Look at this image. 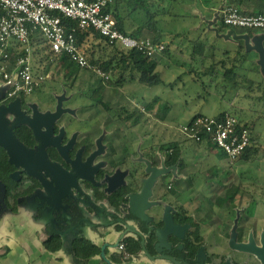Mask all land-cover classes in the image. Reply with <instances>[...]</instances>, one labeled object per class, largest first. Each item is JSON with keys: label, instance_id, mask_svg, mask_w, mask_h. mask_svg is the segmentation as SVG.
Masks as SVG:
<instances>
[{"label": "rangeland", "instance_id": "1", "mask_svg": "<svg viewBox=\"0 0 264 264\" xmlns=\"http://www.w3.org/2000/svg\"><path fill=\"white\" fill-rule=\"evenodd\" d=\"M116 1L120 3V12L124 13V8L127 11L128 19H124L127 32H131L130 24H140L147 20V9L150 10V8L147 5H141L140 0H130L131 4L127 7L124 5L125 0ZM163 1L168 5L165 7L166 10L171 7L165 27L170 32L184 31L187 37L177 39L179 44L176 45L178 46H172L168 53L156 56L155 59L158 60L156 71L160 75L161 85L149 87L140 84L135 76L132 80L128 72L120 73L119 68L117 69L116 64L113 63V68H116L117 72L112 74L110 70L106 73L108 79L101 81L107 88L103 95V102L109 108V112H106L101 107L91 105V99L96 96L92 89L96 85V79H100L96 73L97 76L94 77L90 72H80L75 83H71L64 79V72L58 64L52 62L45 74L48 75V79L44 83L43 96L40 99H32V101L35 104L39 101L44 107L46 101L51 99V94L59 96L65 92L69 95L71 103L74 102V107L92 109L84 114L85 122L92 120L91 124L99 128V133L102 130L107 131L109 135L106 141H113L117 151L126 146L125 154L130 155L132 159L131 173H137V176L140 174L142 178L145 177L144 159L155 156L153 161H156L157 152H162L164 156L165 148L176 141L182 142L184 139L180 128L186 126L188 121L195 116L213 118L226 112L242 124H252L253 155L248 160L230 161L219 149H214L207 161L200 164L196 161L190 167L194 163L195 155L193 150L189 149L184 155V167L175 172V175L181 178L174 181L171 188L177 193H185V196L189 195L186 190L191 187L199 190L192 197H183L188 205L187 208L192 213L202 207L212 212L213 203L216 206L231 204L227 197L223 198L224 193L233 194L231 190H238L239 192L236 193L245 194L244 200L235 197L232 204H246L248 198L246 195L258 196L253 197L256 198L259 206L256 214L260 221H263L264 104L258 102L257 98L261 97L260 92H264V74L260 66L264 63V32L249 33L246 30H235L237 34H230L233 38L232 43L216 38L208 31V27L205 33L201 30L199 34L188 36L189 33L186 32L191 30V22L170 20L182 10L174 4L173 0ZM156 10L158 9L155 8L154 11ZM199 38L203 46L191 45V42ZM81 48L86 56H93L95 61L98 60V65L104 59L114 56L109 48L93 36L86 39ZM204 49L205 54L201 53ZM210 55H212L211 62L207 60L204 62L203 58L208 56L207 59H209ZM244 60L246 63L242 65ZM219 61H224L227 68L237 67L239 77L245 76L257 84L261 83V91L259 92L256 88L252 91L241 88L244 82L239 77L236 84L224 80L222 78L223 69ZM212 64H216L213 65L214 69H211ZM207 70L213 71V75L202 73ZM123 75H125L127 84L117 86L115 82ZM154 100L158 101V104ZM156 105H158V110ZM169 181H171L170 178H165V189L171 193L168 189ZM218 196L220 199L215 202ZM198 213L201 217L205 214L202 211Z\"/></svg>", "mask_w": 264, "mask_h": 264}, {"label": "flooded vegetation", "instance_id": "2", "mask_svg": "<svg viewBox=\"0 0 264 264\" xmlns=\"http://www.w3.org/2000/svg\"><path fill=\"white\" fill-rule=\"evenodd\" d=\"M61 95L51 94V99L46 101L44 107L39 101V104L32 101L40 99L43 95L21 99L19 110L23 118L33 120L37 115L44 117L56 115L60 106L57 119L52 123L48 121L44 127L39 128V131L46 140V159L51 169L64 177L65 184H70L72 188L67 194L61 195L60 199L59 193H55L50 173L38 171L47 186L46 191L43 190L35 179L10 164L6 152L0 148V183L3 186V189H0V223L5 217L10 219L16 215L20 207L39 208L47 212V223L54 231L52 234L59 235L62 232L56 227V213L57 209L61 208L66 213L61 219L65 221L68 218L72 221V233H77L80 225L95 227L90 220L92 216L103 220V225L111 224L114 228L125 223L133 228V231L122 234L124 230L119 233L120 239H124L127 244L137 243L144 246L146 251L143 253L149 255L147 256L149 259L159 256V261L164 262L167 261L164 257H171L179 264H264L255 253L256 250L264 251V227H260L258 222L252 219L254 216H251L258 207L257 200L253 197L258 196L246 195L247 203L238 205L232 204L235 197L244 200L245 194L224 193L223 198L227 197L231 204L216 206L213 203L211 205L213 215L203 229L192 220L188 223L182 222V218L186 217L177 207L173 208L166 203V195L169 192L163 188L164 176L160 175L155 180L148 200L152 205L141 215L132 214L130 198L140 195L144 181L153 172L165 170L162 152L156 153V161H153L155 156L142 160L145 165L144 178L140 174L138 176L137 173L132 174V159L130 155L125 154L127 147L124 146L117 151L113 141H106L109 135L107 131L102 130L99 133V128L91 124L92 120L85 122L84 114L92 109L68 106L71 104L69 95L65 92ZM0 120L6 122L15 140L27 150L36 152L42 145V141L37 140L32 128L18 125V114L15 112H6ZM57 173L55 175H58ZM116 173L123 174L124 179L119 186L109 192L105 178H110ZM78 174L86 176L90 181L81 180ZM219 199V196L215 198V202ZM139 206L140 204L136 205L137 210ZM166 209L169 210L174 224L189 228L182 239L169 237V248L158 245L156 249L155 232L164 227ZM202 232H205L207 237L204 240L200 237ZM123 244L128 252L126 244ZM128 253L131 256L128 261H131L134 256Z\"/></svg>", "mask_w": 264, "mask_h": 264}, {"label": "built area", "instance_id": "3", "mask_svg": "<svg viewBox=\"0 0 264 264\" xmlns=\"http://www.w3.org/2000/svg\"><path fill=\"white\" fill-rule=\"evenodd\" d=\"M116 0H0V106L33 95L48 75L41 76L33 68L32 48L35 34L46 42L56 56L65 55L80 70L93 71L102 80L108 76L92 66L76 39V32L92 31L109 45L125 51H136L155 59L165 46L145 38L122 33L113 15ZM221 11L222 24L232 30L264 32V10L260 14H244L237 6L244 0ZM64 20L75 23L70 32ZM16 57L12 61L13 57ZM183 139L194 144L211 142L228 160H239L252 144L249 131L231 114L219 117L198 115L180 128ZM117 252L123 261L131 259L125 245Z\"/></svg>", "mask_w": 264, "mask_h": 264}, {"label": "crops", "instance_id": "4", "mask_svg": "<svg viewBox=\"0 0 264 264\" xmlns=\"http://www.w3.org/2000/svg\"><path fill=\"white\" fill-rule=\"evenodd\" d=\"M140 4L150 8L147 9V20L141 22L140 24L134 23L130 24L132 27L131 32H135L138 28H142L141 36L139 38H145L152 40L155 43H161L165 46V49L168 51L172 46L179 44L177 39L187 37L184 31L179 32H170L166 25V18L170 15L169 7L167 10L165 9L166 3L163 0H140ZM174 4L179 6L182 10L177 15L172 16L173 18L170 20H182V21H190L191 30L186 33L191 34H199L201 30L205 33L206 28L208 27V31L215 35L216 38L223 39L224 41H231L233 38L230 36L232 33L237 34L235 30L226 28L221 21V11L227 7L234 5L233 0H173ZM131 4L130 0H125V7ZM237 6L244 14L256 15L260 14L264 10V0H244L242 2H238ZM152 7V11H151ZM189 7V8H188ZM157 8L158 10L154 11ZM162 11V13H161ZM114 12V8H113ZM124 8V19H128V14H126ZM164 16V17H163ZM168 20V21H170ZM161 23V24H160ZM188 25V24H187ZM129 33V32H128ZM129 33V34H130ZM253 33V32H251ZM262 33V32H260ZM202 36V35H201ZM230 38H229V37ZM232 38V39H231ZM188 42V41H187ZM46 43V42H45ZM44 40L40 37V35L35 34L29 46L32 48V54L36 49H39L42 46L46 45ZM200 44V38L191 42V45ZM178 46V45H176ZM174 46V47H176ZM206 47V46H205ZM205 52V49L203 50ZM205 54V53H204ZM212 55L206 56L204 59L211 62ZM158 62V60H157ZM34 66V59H33ZM36 72V71H35ZM41 76H45V72H36ZM101 79V78H100ZM47 80V79H46ZM45 80V81H46ZM102 80V79H101ZM45 81L38 88L42 90L39 94H33L32 96L42 95ZM127 84V81L123 82L122 86ZM31 97V96H30ZM156 104L158 101L154 100ZM72 102L69 105L71 107L77 108L73 106ZM105 103V102H104ZM158 110V105H156ZM155 108V109H156ZM226 112L221 113L220 115ZM229 114V113H227ZM219 115V116H220ZM193 119V118H191ZM190 119V120H191ZM190 122V121H188ZM178 143L182 152L181 156V165L180 167L175 166L172 168L163 167L166 171L163 174L164 182L163 188H165V178H170L171 181L168 187L171 190V193L166 195V203L172 205L173 208H178L180 213L184 215L186 218L192 220L194 223L199 225L201 228H205L208 224V220L211 219L213 215V211L209 212L202 207L200 210L196 209L194 213H192L187 208V203L183 199V197H192V195H196L199 190H195V188H189L186 190L189 195L185 196V193H177L175 190L173 191L171 186L174 185V181L179 179V175H175L176 170L184 167L185 160L184 155L186 152L193 150L194 153V163L190 165L192 167L193 164L197 161V164L202 163L203 161H207L212 154L214 149L211 146H206V144H194L187 140H182V142H174ZM191 143L192 145L190 146ZM191 152V151H190ZM198 153V154H197ZM253 149L246 159L248 160L253 154ZM245 161V160H241ZM164 162V156L162 159ZM149 174V172H146ZM193 173V172H192ZM181 178V177H180ZM235 188V187H234ZM156 189V188H155ZM154 189V190H155ZM230 189V188H228ZM226 189V191H228ZM220 190V189H218ZM217 190V191H218ZM233 194L238 192V190H231ZM157 192V191H156ZM159 193V192H158ZM157 193V194H158ZM211 193V192H210ZM153 194V193H152ZM230 194V193H229ZM259 210V206L255 209V213L251 216H254L252 219L258 222L260 227H264V220L260 221L258 214H256ZM199 211L204 212L205 214L201 217L199 215ZM249 212V211H247ZM46 211L39 208H31L24 209L19 208L16 212V215L11 216V218L5 217L0 223V264H173L169 261L160 262L159 260L149 259L143 253L142 246H140L141 250L135 254L134 259L131 261H123L120 254L117 252V246L120 243H125L128 252H130V247L132 244H127V242L123 239H120L119 233L123 232L125 229L122 226L117 227H106L103 225V220L94 218L90 219L92 223L95 225V228H89L86 225H80L77 229V233H72V221L71 219L66 218L61 219L62 216L66 215V213L61 209H57V223L56 227L62 232L59 235L52 234L54 231L49 228L47 223V215ZM250 213V212H249ZM230 223V222H229ZM52 234L51 237H49ZM201 239H206L205 232L200 234ZM60 241L61 247L58 251L54 253L48 252L44 248V242L49 241V245H52L56 240ZM84 239L89 244L93 245L97 249V254L89 257L88 260L84 262H80L75 258V246L77 245V240ZM136 243V242H135ZM87 249L91 250L89 246ZM154 250V249H153ZM84 256H87L85 253Z\"/></svg>", "mask_w": 264, "mask_h": 264}, {"label": "trees", "instance_id": "5", "mask_svg": "<svg viewBox=\"0 0 264 264\" xmlns=\"http://www.w3.org/2000/svg\"><path fill=\"white\" fill-rule=\"evenodd\" d=\"M120 3H118V1H115V5H114V12L113 15L117 21V26L118 29L124 33L125 35H129L133 38H139L141 36V32H142V28H138L137 30H135V32L132 33H128L126 28H125V23H124V13L120 12L119 7ZM123 14V15H122ZM64 24L66 25L67 31L70 32L72 28H74L75 23L70 22V21H65L64 20ZM227 28V27H226ZM90 36H93L95 39L100 40L105 47L109 48L112 53H114V56L112 58L109 59H104L101 64H97L99 61L93 58V56H86V59L88 60V62L94 66L96 69L100 70L103 73H108L110 70L112 71V74H115L117 72V69L119 68L120 73H126L128 72L130 75V78L133 80V77L135 76L137 78V81L140 84L143 85H147L149 87L152 86H157V85H161L162 81L160 78L159 73L156 71L157 67H158V62L156 59H150L147 58L146 56H144L143 54L136 52V51H125V50H121L118 47L109 45V43L107 42V40L101 38L97 33H94L92 31H85V32H76V39L78 42V45L82 46V44L85 42L86 39H88ZM45 43V42H44ZM46 44V43H45ZM201 45V44H200ZM203 46V45H201ZM200 46V47H201ZM168 53V51L165 49L164 52L162 53V55ZM194 53V52H193ZM201 53L204 54L203 51H201ZM195 54V53H194ZM105 56V54H104ZM32 57L34 59V70L37 72H47V67H49L52 62H56L58 64V67L61 68V70L64 72V79L67 81H71V83H75V81L79 78V73L80 72H90L92 73V75L95 77L97 76L95 74V72H91V71H81L74 63L71 62V60L65 56V55H54L50 50L48 45H44L39 48L36 49L35 52L32 54ZM16 59V57L14 56L12 58V61H14ZM113 63L116 64V68H113ZM217 63V62H216ZM246 63L245 60L242 61V65ZM216 64H212L211 69L215 66ZM219 65L220 67L223 69V74H222V78L224 80L233 82L234 84H236V80L239 77L238 71H236L238 68L237 67H230L227 68L225 66V62L224 61H219ZM258 68V67H257ZM42 69V70H41ZM206 70V69H204ZM213 71H203L202 73L204 75L207 74H211ZM259 73H260V69H259ZM241 78V77H239ZM241 80L244 82V85L241 86V88H244L245 90L248 91H252V89L258 90L259 92L260 90V85H262L261 83L257 84L256 82L252 81L251 79L243 76L241 78ZM101 79L98 78V82H96L95 87H93L92 91L94 92V94L96 95L94 98L91 99V105L92 106H97V107H101L103 108L106 112H109V108L108 106H106V104L103 102V95L104 92L106 91V86H104L101 83ZM125 75L120 76L118 78V81L115 82L117 86H121L123 84V82H125ZM238 85V84H237ZM256 85V87H255ZM42 87V86H41ZM42 90L37 89L34 91L33 94H39ZM261 93V97L257 98V101L264 104V92H260ZM219 117V116H217ZM241 123V122H240ZM244 128H246L250 135H252V130H253V125L251 124H244ZM250 125V126H249ZM252 137V136H251ZM252 140V138H251ZM253 141V140H252ZM206 146H211L212 148H215V146L209 142L206 141L205 142ZM199 145V144H197ZM252 151V146H250L249 148H247V150L245 151V153L243 154V156L239 159V160H246L250 153ZM164 164L165 167L167 168H172L175 166H179L181 165V156H182V152L181 149L179 147L178 143H173L171 145H169L167 148H165L164 150ZM182 222L184 223H188L189 219L188 218H182ZM89 246V249H87V247ZM61 247L60 241L59 239L56 240L52 245H49V241H45L44 242V248L46 251L54 253L55 251H58ZM75 258L80 261V262H84L85 260H88L90 256L97 254V249L89 244L87 241H85L84 239H79L77 240V245L75 246ZM141 250L140 245L139 244H132V246L130 247V253L131 254H135L137 252H139ZM87 254V256H84V254ZM192 253V250H191Z\"/></svg>", "mask_w": 264, "mask_h": 264}, {"label": "water", "instance_id": "6", "mask_svg": "<svg viewBox=\"0 0 264 264\" xmlns=\"http://www.w3.org/2000/svg\"><path fill=\"white\" fill-rule=\"evenodd\" d=\"M233 34V33H232ZM262 61V58L260 59ZM263 63V62H262ZM263 68V74H264V63L260 65ZM20 101L16 100L12 104L8 105L7 107H1L0 108V118L4 116V114L7 113H16L18 114V125H27L30 128L34 130V133L36 135L37 140L42 141V145L38 147L35 150H27L25 147H23L11 134V130L7 128L6 122L3 120H0V148H2L8 158L9 163L14 165L16 168L21 169L24 173H26L29 177L35 179L41 186L43 190L46 191V184L45 180L42 178V176L38 173V171L50 173L51 176V182L53 186L55 187V193L60 195L59 198L61 199V195H65L69 192V190L72 188L70 184L66 185V180L64 177H62L60 174L56 172V170L51 169L52 167L49 165L46 159V152H45V145L46 140L44 139V136L41 135L39 128L44 127L47 122L49 121L52 123L57 119L60 112V106L58 108V113L56 115L51 116H40L37 115L35 119L33 120H27L23 118V115L20 112ZM39 122V123H38ZM157 171V170H155ZM150 172V171H149ZM57 173L58 175H55ZM165 170H160L157 173L153 172L147 180L143 183V188L140 193V195H134L130 198L129 206H130V212L134 215H141L144 213L146 209H148L152 204L148 202L150 196H151V190L154 186L155 180L160 176L165 174ZM78 177L81 180L84 181H90L89 178L86 176H82L78 174ZM124 179V175L121 173H116L112 177H106L105 178V185H107V191L111 192L113 191L117 186L121 184V181ZM64 188V190H63ZM0 189H3V186L0 183ZM66 191V192H65ZM59 200V199H58ZM140 204L139 209H136V205ZM164 227L162 229L156 230V238H157V246L158 245L164 248H169L170 243L168 241V238L173 236L178 239H182L184 237L185 232L189 228V226H179L173 223L172 216L169 213V210L166 209L164 213ZM83 223H86L89 225L88 222L83 221ZM125 231L122 234H125L127 232L133 231V228L127 226L125 223H121ZM106 227H111V224H106ZM91 228H95L92 227ZM143 251L145 252L144 246L142 247ZM255 253L259 256L260 260L264 263V251L262 250H256ZM149 257V255H146ZM151 259L159 260L160 257H150ZM165 260L170 261L174 264L177 263L173 258L171 257H164Z\"/></svg>", "mask_w": 264, "mask_h": 264}]
</instances>
